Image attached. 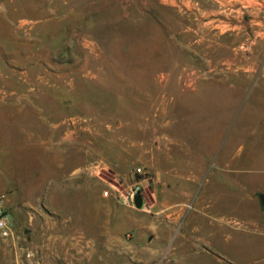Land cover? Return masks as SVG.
Masks as SVG:
<instances>
[{
  "label": "rangeland",
  "instance_id": "rangeland-1",
  "mask_svg": "<svg viewBox=\"0 0 264 264\" xmlns=\"http://www.w3.org/2000/svg\"><path fill=\"white\" fill-rule=\"evenodd\" d=\"M136 167L225 217L186 210L219 258L189 264H264V0H0V240L22 264H125L135 210L102 180Z\"/></svg>",
  "mask_w": 264,
  "mask_h": 264
},
{
  "label": "crops",
  "instance_id": "crops-1",
  "mask_svg": "<svg viewBox=\"0 0 264 264\" xmlns=\"http://www.w3.org/2000/svg\"><path fill=\"white\" fill-rule=\"evenodd\" d=\"M126 177L127 180L130 179L129 173ZM167 181L168 179L162 178L159 174L151 180L154 214L135 210L127 212L125 217L115 215L116 226H123L131 232V237L122 244V254L128 259L125 264H189L188 249H191L193 254L209 255L218 262L216 254L207 249L212 247L209 241L212 230L204 231L196 223L190 231L177 229V226L186 210L190 208L194 209L195 215L200 216L211 228L215 220H218L221 228L229 227L221 222L225 217L214 215L212 201L205 199L210 194H204L201 187L199 189L191 185L174 187L171 178L169 179L171 184ZM0 264H22L17 250L10 247V243L1 240Z\"/></svg>",
  "mask_w": 264,
  "mask_h": 264
},
{
  "label": "built area",
  "instance_id": "built-area-1",
  "mask_svg": "<svg viewBox=\"0 0 264 264\" xmlns=\"http://www.w3.org/2000/svg\"><path fill=\"white\" fill-rule=\"evenodd\" d=\"M103 170H105L103 168ZM98 172H96V175ZM130 179L124 182L113 177L110 181L102 180L105 188L101 192L102 197H111L121 206L138 210L147 214H154V197L150 190L151 179L146 175L142 167H136L129 173ZM100 178V177H99ZM101 179V178H100ZM139 197V208L135 207V198ZM11 236V224L8 214L0 206V238ZM143 264V263H129Z\"/></svg>",
  "mask_w": 264,
  "mask_h": 264
},
{
  "label": "water",
  "instance_id": "water-1",
  "mask_svg": "<svg viewBox=\"0 0 264 264\" xmlns=\"http://www.w3.org/2000/svg\"><path fill=\"white\" fill-rule=\"evenodd\" d=\"M257 198H258V201H259V205L261 207V210L264 213V194L258 193L257 194ZM139 205H140V199H139V197H136L135 198V207L136 208H139Z\"/></svg>",
  "mask_w": 264,
  "mask_h": 264
}]
</instances>
